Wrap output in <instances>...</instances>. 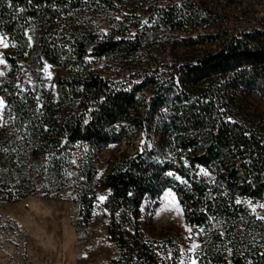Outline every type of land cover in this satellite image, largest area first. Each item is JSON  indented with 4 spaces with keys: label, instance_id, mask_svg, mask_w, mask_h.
<instances>
[{
    "label": "trees",
    "instance_id": "obj_1",
    "mask_svg": "<svg viewBox=\"0 0 264 264\" xmlns=\"http://www.w3.org/2000/svg\"><path fill=\"white\" fill-rule=\"evenodd\" d=\"M117 0H0V34L14 45L0 84L6 104L0 143V201L75 194L78 226L97 201L100 153L125 150L100 179L109 191L107 232L116 264H181L178 249L148 239L142 206L173 190L187 225L200 229V264H264V221L245 201L264 198V126L243 110L264 99V20H231L207 3L180 0L117 20ZM163 27L187 33L185 61L155 59L124 81L100 74L102 59L128 61ZM195 34V35H193ZM61 68L58 94L17 86L33 52Z\"/></svg>",
    "mask_w": 264,
    "mask_h": 264
},
{
    "label": "rangeland",
    "instance_id": "obj_2",
    "mask_svg": "<svg viewBox=\"0 0 264 264\" xmlns=\"http://www.w3.org/2000/svg\"><path fill=\"white\" fill-rule=\"evenodd\" d=\"M120 9L113 13L117 20L124 14L151 12L155 7L180 0H117ZM207 3L215 12L226 14L234 20L243 13L264 20V0H198ZM195 35V34H193ZM187 33L174 32L163 27L150 34L144 51L128 61L114 58L102 59L95 65L101 75L114 81H124L142 66L155 68V59L171 63L185 61L200 48L175 47L173 39L186 37ZM33 52L21 60L16 74L17 86L33 91L52 89L58 94L57 80L64 70L45 63L39 58L36 42ZM15 47L0 34V84L6 82L11 72L6 58L14 55ZM0 143L6 104L0 95ZM243 110L251 121L264 126V99L250 94L243 101ZM125 145H110L98 157L95 180L97 201L88 226H78L79 206L71 190L55 195H30L17 202L0 201V264H116L119 249L107 232L109 213L105 208L109 191L100 185V179L110 170L111 161L125 150ZM247 207L264 221V198L247 199ZM142 230L154 241L175 248L180 253L181 264H200L197 258L201 230L186 224L176 193L169 189L157 200H146L142 206Z\"/></svg>",
    "mask_w": 264,
    "mask_h": 264
},
{
    "label": "snow or ice",
    "instance_id": "obj_3",
    "mask_svg": "<svg viewBox=\"0 0 264 264\" xmlns=\"http://www.w3.org/2000/svg\"><path fill=\"white\" fill-rule=\"evenodd\" d=\"M0 103H2V102H0ZM261 207H264V205H261Z\"/></svg>",
    "mask_w": 264,
    "mask_h": 264
}]
</instances>
